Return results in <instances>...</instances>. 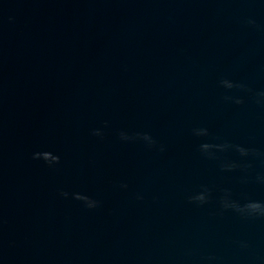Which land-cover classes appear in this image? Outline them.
<instances>
[{"label":"water","instance_id":"water-1","mask_svg":"<svg viewBox=\"0 0 264 264\" xmlns=\"http://www.w3.org/2000/svg\"><path fill=\"white\" fill-rule=\"evenodd\" d=\"M0 264H264V0H0Z\"/></svg>","mask_w":264,"mask_h":264}]
</instances>
